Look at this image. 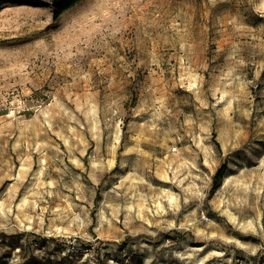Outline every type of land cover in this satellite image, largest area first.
Returning a JSON list of instances; mask_svg holds the SVG:
<instances>
[{
    "label": "rangeland",
    "instance_id": "1",
    "mask_svg": "<svg viewBox=\"0 0 264 264\" xmlns=\"http://www.w3.org/2000/svg\"><path fill=\"white\" fill-rule=\"evenodd\" d=\"M0 264H264V0H4Z\"/></svg>",
    "mask_w": 264,
    "mask_h": 264
},
{
    "label": "trees",
    "instance_id": "2",
    "mask_svg": "<svg viewBox=\"0 0 264 264\" xmlns=\"http://www.w3.org/2000/svg\"><path fill=\"white\" fill-rule=\"evenodd\" d=\"M55 4V13L56 16H60L64 11L68 10L78 2L82 0H52ZM4 0H0V5H2ZM225 167L221 168L218 173L215 175L214 180L217 182L218 179L224 174Z\"/></svg>",
    "mask_w": 264,
    "mask_h": 264
}]
</instances>
